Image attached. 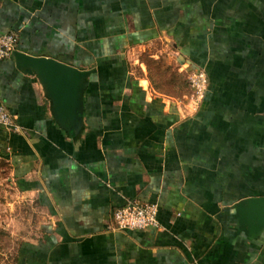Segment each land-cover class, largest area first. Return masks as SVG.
Wrapping results in <instances>:
<instances>
[{
	"label": "crops",
	"instance_id": "0c3cea01",
	"mask_svg": "<svg viewBox=\"0 0 264 264\" xmlns=\"http://www.w3.org/2000/svg\"><path fill=\"white\" fill-rule=\"evenodd\" d=\"M7 31L93 69L76 133L14 53L0 58L18 123L0 124L10 263L264 264V223L238 209L264 196V0H0ZM196 67L209 83L195 107ZM133 198L159 203V228L115 226Z\"/></svg>",
	"mask_w": 264,
	"mask_h": 264
},
{
	"label": "water",
	"instance_id": "95a60500",
	"mask_svg": "<svg viewBox=\"0 0 264 264\" xmlns=\"http://www.w3.org/2000/svg\"><path fill=\"white\" fill-rule=\"evenodd\" d=\"M17 64L35 74L42 82L58 124L79 133L84 124V90L93 69H82L53 56L35 55L23 50L13 51ZM238 209L249 226L264 223V196H249L240 200Z\"/></svg>",
	"mask_w": 264,
	"mask_h": 264
},
{
	"label": "built area",
	"instance_id": "2783aa9c",
	"mask_svg": "<svg viewBox=\"0 0 264 264\" xmlns=\"http://www.w3.org/2000/svg\"><path fill=\"white\" fill-rule=\"evenodd\" d=\"M19 41L16 31H7L0 35V58L13 53ZM191 86L189 94L193 106L199 104L204 97L209 83V76L205 68L196 67L188 72ZM0 124L8 128H18L15 115L0 99ZM159 203L157 201H141L133 198L113 210L115 226L121 229H144L147 227H160L158 218Z\"/></svg>",
	"mask_w": 264,
	"mask_h": 264
},
{
	"label": "rangeland",
	"instance_id": "374dc122",
	"mask_svg": "<svg viewBox=\"0 0 264 264\" xmlns=\"http://www.w3.org/2000/svg\"><path fill=\"white\" fill-rule=\"evenodd\" d=\"M144 53V60L147 63H152L153 61V55L150 52V50L147 48L146 50L143 51ZM152 65V64H151ZM4 167L5 165L2 163L0 165V179L4 176L5 171H4ZM4 187V183H0V189H2ZM6 198L3 196H0V201L5 200ZM3 213V211H1ZM2 216L0 217V222L2 221ZM10 238L12 240H10ZM12 242V243H11ZM15 240H13V236H11L10 232L8 231V229H6L4 227V225L2 223H0V264H13V260L12 263H10V259L11 257H6L7 255H3L4 252L11 254V252H15V247L17 246L16 243H14Z\"/></svg>",
	"mask_w": 264,
	"mask_h": 264
},
{
	"label": "trees",
	"instance_id": "16d2710c",
	"mask_svg": "<svg viewBox=\"0 0 264 264\" xmlns=\"http://www.w3.org/2000/svg\"><path fill=\"white\" fill-rule=\"evenodd\" d=\"M187 89H188V92L190 93L191 92V86H190V83H189V80H187Z\"/></svg>",
	"mask_w": 264,
	"mask_h": 264
}]
</instances>
